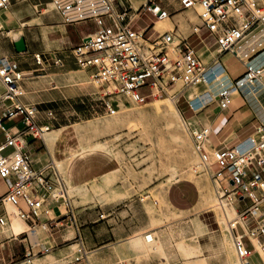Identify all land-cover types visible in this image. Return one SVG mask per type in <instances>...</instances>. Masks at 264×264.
Segmentation results:
<instances>
[{
	"label": "built area",
	"instance_id": "1",
	"mask_svg": "<svg viewBox=\"0 0 264 264\" xmlns=\"http://www.w3.org/2000/svg\"><path fill=\"white\" fill-rule=\"evenodd\" d=\"M81 2L50 0L52 9L66 21H71L67 13L81 6ZM102 2L106 10L90 16L96 20V31L73 49V55L80 67L92 68V78L105 87L103 95L115 94L123 101L135 103L165 95L177 85L185 88L214 82L227 72L219 55L228 52L238 57L241 43L264 26V5H258V0H179L182 10L197 12L195 5L200 6L197 13L200 22L193 25V34L200 42H205L206 37L201 35L205 32L218 50L212 64H208L197 53L189 36L181 38L173 31L160 32L153 25L135 28L137 14L125 20L126 12L133 10L131 5L126 6L122 0ZM9 4L10 0H0V10H6ZM115 6L122 10L120 14L116 13ZM133 12H148L156 20L170 16L157 0H146L142 8ZM103 16L110 22L104 24ZM34 59L41 64L40 54H35ZM261 74L262 67L254 69L246 65L245 71L232 81V86H221L216 95L210 91L196 95L194 101L188 102L189 108L196 113L216 101L220 109H227L232 88L240 90L244 83L260 79ZM25 76L15 59L0 56V134L4 137L0 141V180L5 186L0 191V231L14 221L35 225L42 218L45 226L66 225L72 229L80 255L64 264H78L79 261L89 264L82 225L73 209L63 169L51 155L38 161L27 149V137L44 140V135L53 128L54 115L48 110L45 118H41L36 104L21 101L25 94L22 86ZM141 88H146L147 92L142 93ZM104 105L110 115L115 113L109 101H104ZM4 121H11V127ZM184 123L199 159L194 166L195 172L211 175L217 184L219 198L231 203L250 201L237 214L231 229L240 227L242 230L234 234L238 263L252 264L253 251L244 246L243 239L255 247L252 239L264 236V129L261 128L259 138L248 137L231 147L211 148L207 141L208 127L192 126L187 120ZM55 206L59 208L57 215L53 212ZM51 222L54 223L51 225ZM31 256L27 254L10 264H34ZM0 264H4L1 257Z\"/></svg>",
	"mask_w": 264,
	"mask_h": 264
},
{
	"label": "rangeland",
	"instance_id": "2",
	"mask_svg": "<svg viewBox=\"0 0 264 264\" xmlns=\"http://www.w3.org/2000/svg\"><path fill=\"white\" fill-rule=\"evenodd\" d=\"M13 1H16L18 5L26 4V1ZM13 1L11 0V3ZM145 1L122 0L126 6L131 5L136 9L142 8ZM157 2L170 13L168 21L166 20L163 25H156L160 32L169 27L168 31H173L181 38H185L191 33L193 25L200 22L193 9H180L179 0H157ZM195 7L197 12H200V6L197 4ZM51 8L52 5H49V9ZM103 20L104 24L108 23L106 17ZM152 20L153 16L150 13H141L135 28L149 24ZM23 22L26 24L21 26ZM31 23L32 20L28 22L24 18L18 23L9 25L10 27L6 30H1L4 32L0 34V50L12 47L13 34L6 33L8 30H21L20 37L31 38L32 27L28 26ZM33 35L34 38L37 37V34L33 33ZM204 41L210 46V51H213L212 39L208 37ZM192 44L199 49L203 42L197 39ZM202 57L207 62L205 57ZM237 60L240 61V58ZM242 69H244L243 66H240V72ZM42 73L43 71H35L27 75ZM262 77L263 73L260 78ZM39 79L43 78L32 77L31 80ZM87 83L93 87L88 94L74 98L67 97L62 101L47 102L37 105V108L41 118H45L46 110L52 111L53 128L63 129L62 138H65L68 146L74 149L81 146V151L100 149L117 160V170L114 175H105L86 185L68 188L75 213L81 220L83 228L88 227L82 232L86 246H91V248H85L88 263L97 264L95 248L101 238L96 236L94 220L106 217L104 215L107 213H120L123 215V217L119 216L120 218L130 219L136 225L144 224L146 227L139 228L138 232L114 243V245L118 244L119 247H123V252L119 253V260L116 264H188L193 256H195L194 259L204 260L206 264H239L230 226L237 212L227 200L219 198L216 193L217 184L210 174L196 173L194 170L199 159L193 149L184 123L185 119L180 113L185 106L183 100L175 102L177 108L170 98L166 97V94L157 97L158 99L148 98L144 103L135 104L123 101L115 94L103 95L105 87L99 85L92 77H89ZM45 86L49 90V84ZM141 91L146 93L147 89L141 88ZM235 95L237 93L232 94V97ZM232 97L229 106L233 104ZM104 101L112 104L115 109L114 114L110 115L106 111ZM188 114L189 112L186 113ZM258 127L262 128L264 125ZM50 131H56V134H59V130ZM253 137L259 138V134ZM0 140H2L1 136ZM179 179L192 180L200 191L199 202L186 213L176 212L165 198L167 188ZM221 200L227 207L223 208L220 205ZM245 202L249 203V200ZM8 209L10 210L11 207ZM193 213L194 215L191 216ZM101 215H103L102 218ZM193 216L195 217L192 218ZM177 222L179 223L176 225ZM159 225L162 227L159 228ZM50 229L49 233H54V236L68 230L65 228V230L55 232L57 231L55 227H50ZM39 230L44 231L45 229L42 227ZM8 231V228L3 230L6 234L9 233ZM71 231L72 229H70V234L65 235L63 242H58L57 239L58 245L54 248L66 249V246L76 243ZM235 232L240 233L242 230L238 227ZM148 233L153 236L151 242H146L143 238ZM136 235H139L143 241L142 248L138 246L134 248L131 244L133 243L131 238ZM40 236L41 240L47 241L46 234ZM10 242L13 255L14 252L24 251L18 240ZM45 243L49 245V242ZM243 243L246 248H251L246 238L243 239ZM193 246L199 247V253L185 255V248L196 250ZM16 249L19 251H14ZM70 249L71 255L60 263L64 264L80 255V252H77L79 246ZM90 250L93 251L88 252ZM4 254L7 255L6 249L0 248V255ZM202 260L201 262L205 264ZM34 263H37L36 260ZM78 264H82V261Z\"/></svg>",
	"mask_w": 264,
	"mask_h": 264
},
{
	"label": "crops",
	"instance_id": "3",
	"mask_svg": "<svg viewBox=\"0 0 264 264\" xmlns=\"http://www.w3.org/2000/svg\"><path fill=\"white\" fill-rule=\"evenodd\" d=\"M21 1H26V4L18 5L16 1L11 3L10 0L8 8L6 10H0L1 35L4 32L1 30H6L12 24L18 23V21L24 18H26L28 22L32 20V23L28 25L29 27H32V37L24 38L26 50L17 52L14 47L13 41H16L20 38L21 30H8L6 33L13 34L12 47L11 49L0 50V56L7 55L12 57L18 63L19 69L26 73V76L22 80V86L24 88L25 94L22 96L21 101L27 104L40 105L47 102L66 100L67 97L74 98L75 96L78 97L88 94L89 91L93 89L92 86L87 85L89 84L87 83L89 77H92L93 70L92 68H82L76 63L73 55V49L85 38H87L89 35H92L96 31L97 24L95 18L77 17L74 20L66 21L63 15H61L59 12L53 10L52 8L49 9V5H51L50 0ZM258 2H261V5H264V0H258ZM131 7L133 10H136V8L133 6ZM85 10L89 9L81 10L79 16H82L81 13ZM94 10L95 12H100L102 8L97 6ZM133 10L126 12L125 20H127V17H132L134 14H137L140 19V12L135 13ZM115 11L116 13L120 14L122 10L118 8V6H115ZM104 17L106 16L101 17V19L103 20ZM139 19L135 21L134 26L139 21ZM167 19H169V17L156 21V18L153 17V20L149 24L139 28H144L147 26L150 27L153 25L154 28L157 29L156 25H163ZM109 22L110 21L108 20V23ZM24 24H26V22L21 23V26ZM166 29H169V27ZM33 33L37 34V37L34 38ZM204 33L205 32H202L201 35ZM188 36L192 43L198 39L197 36L193 34V30ZM204 36L206 38L209 37L206 36V34ZM259 38L260 40L253 45V42ZM252 39L253 41H251ZM211 45H214L213 41ZM248 45L250 46L249 48ZM196 50L198 54L201 51L202 55L199 54L200 57L203 59L202 56H204L207 62H205L204 59L203 61L208 64H212L216 58V52L218 51L216 45H214V50L210 51V46L207 45L206 41L203 42L201 48ZM243 50L244 54L240 57V61L237 60L239 57H235L228 52L221 53L219 55L220 60L227 70L226 75L228 76L227 79L230 84H228V82L226 84L232 86V81L245 71L246 65H249L254 69L262 67L263 77L257 81L245 83L240 90L234 89L232 92L233 94L237 93V95H235V97H232L231 95L233 98L232 106H229L227 109H220L217 102L215 101L198 110L196 113L189 108L188 102L193 99L194 96L202 94L205 91H210L208 85L211 83H200L185 88L181 87V91L176 98V103H178L181 99L183 100V103H185V106L183 107L184 110L181 109L182 112L180 113L190 125L196 127L203 125L209 128L210 132L207 141L211 148H221L224 146L231 147L248 137H253V135L256 134H259L260 136L262 133L261 127L259 128L258 126L264 125V27H260L258 30H255L246 39V41L241 43L237 51ZM35 54H40L42 56L40 65L35 62ZM240 66H243L244 68L241 72ZM237 70L239 71L236 72ZM35 71H43V73L33 76L27 75L30 72L32 73ZM232 72L237 74L233 75ZM32 77H42L43 79L31 80ZM45 84H49V90L46 89L47 87ZM190 88L193 89L187 93L188 89ZM219 90L220 87H217V89H214L210 92L213 95H216ZM193 92L194 96L189 99L186 94L190 95L193 94ZM188 112L189 114L186 115ZM4 123L9 128L11 127V121H4ZM262 129H264V127H262ZM51 130H59L58 138L54 140L52 147L47 145V143L44 141L45 138L42 141L27 137V149L38 161L45 159L48 154L51 155V157H53L59 163L61 169H63V172L67 178L68 188L86 185L94 180L101 179V177L105 175L115 174L117 170V160L109 155V153L107 154L106 151V153H104L100 149H85L81 151V146H79L77 149H74L67 145L65 138H62V128H52ZM0 136L2 137V140L0 141H3L4 137L1 134ZM69 158H71L70 161ZM63 167H65V169ZM4 188L5 186L0 180V191H3ZM70 197L72 198V196ZM165 198L176 212L186 213L193 209L199 202L200 191L197 184L192 180L179 179L174 181L167 188ZM249 203L245 201H234L232 203V207L233 210L238 214L244 210ZM58 211V207H53V212L55 215L58 214ZM192 215H194V213L191 214V216ZM102 216L103 215H101V218ZM104 216L106 217H103L102 219L97 218L94 220L96 223V236L101 237L95 248V261L97 264H116L119 260V253L121 251L123 252V247H119L118 244L114 245V243L116 244V241L125 239L128 235L138 232L139 228H144L146 225H136L130 219L120 218L119 216L123 217V215H120V213H107ZM194 217L195 216L192 218ZM197 217L199 218V215H197ZM79 221L82 225L80 219ZM53 223L54 222H51V225ZM178 223L179 222H177L176 225ZM14 227L20 228V232L18 234H13L11 232V228ZM42 227L45 229L44 233L46 234L47 241L41 240L42 238L39 234V229ZM47 227L49 226L44 225V218H42L35 225L14 221L9 226L4 227L0 232V248L6 249L7 255H0L2 262L4 264L13 263L29 254L27 252H31L36 255L34 259L37 262L36 264H62L60 262L63 259H67V257L71 255L70 253L72 251L70 248L78 245L76 243H72L71 245L66 246V249L59 247L54 248L58 245V242H63L65 240L64 237L65 235L67 236L70 234L71 228L66 226L65 228L68 229L66 232L54 236V233H49L51 230L50 227L49 230ZM158 227L161 228L162 226L159 225ZM7 228L9 229V233L6 234L3 232V230ZM55 228L57 230L55 232H60L63 229L65 230V228ZM86 228L88 227L83 228L82 225L81 231L83 232V229ZM235 230L236 229H231L233 236L235 233H237ZM10 235H14L15 237L7 238ZM12 240H18L22 244L24 251L22 252L16 249L14 251L19 252H14V256L12 254L10 245V241ZM132 240L133 243L131 244L134 248H137V245H135L134 242H143L139 235L132 237L131 242ZM252 240L255 247L251 245V248H249L253 251L251 261L252 264H260L262 261H264V236L259 237L258 240L256 238H253ZM45 242H49V245H47ZM86 247L91 248L90 245L86 246L85 243V248ZM193 247L196 249L198 254L199 247ZM46 248L47 250H45ZM92 251L93 250H90L88 252ZM193 257L191 258L193 260H202L199 258L194 259ZM204 263L206 264L205 261Z\"/></svg>",
	"mask_w": 264,
	"mask_h": 264
},
{
	"label": "bare ground",
	"instance_id": "4",
	"mask_svg": "<svg viewBox=\"0 0 264 264\" xmlns=\"http://www.w3.org/2000/svg\"><path fill=\"white\" fill-rule=\"evenodd\" d=\"M197 5V4H196ZM195 5V6H196ZM101 7L102 8V10L100 11V12H95V7ZM83 9H89V10H85V11H83L81 14H82V16H79V13H80V11L81 10H83ZM78 10V11H77ZM100 10V9H99ZM106 10V8H105V6H104V3L102 2V0H82V2H81V6H79V7H76L75 9H73L72 11H70L69 13H67V15L69 16V18L71 19V20H74L75 18H84V17H90V16H93V15H96V14H98V13H102V12H104ZM98 11V10H97ZM196 12V11H195ZM198 12H196V14H197ZM198 17V16H197ZM167 17H164V18H162V19H158V20H163V19H166ZM158 20H156V21H158ZM155 21V22H156ZM155 22H154V24H155ZM166 30H168V29H166ZM263 37V36H262ZM255 38V37H254ZM253 38V39H254ZM253 39L251 40V41H253ZM256 39V38H255ZM260 40V38L258 39V40H256V41H254L253 42V45L255 44V43H257L258 41ZM252 45V44H251ZM250 46L248 45V48H249ZM238 50V49H237ZM242 50V49H241ZM245 50H246V47H245ZM244 50L243 51H237V54H238V57L240 58L244 53ZM246 53V52H245ZM252 68V67H251ZM228 76L226 75V74H222V76H220V77H218L214 82H212L210 85H208L209 86V89H210V91H212V90H214V89H217V87H221V86H223V85H226V83L228 82ZM228 84H230L229 82H228ZM245 84V83H244ZM243 84V85H244ZM242 85V86H243ZM241 86V87H242ZM191 89H193V88H190V89H188V91H187V93H189L190 91H191ZM234 90V88H232V90H231V95L233 94V91ZM181 91V87L179 86V85H177V87H175L173 90H169V91H167V94H166V97H168V98H170V101L175 105V107H176V104H175V102H176V97H177V95L179 94V92ZM214 93V92H213ZM187 95V97L189 98V99H191L193 96H194V92H193V94H190V95H188V94H186ZM155 99H158L157 97L155 98ZM196 99V96H194V98L193 99H191L190 101H194ZM135 103V102H134ZM135 104H138V103H135ZM177 108V107H176ZM177 116V115H176ZM49 132V131H48ZM47 132V133H48ZM46 133V134H47ZM44 138H45V142L47 143V145H53V142H54V140H56V138H58V135L56 134V131H50L46 136L44 135ZM224 200H227V199H224ZM228 201V200H227ZM230 204H232L230 201H228ZM220 203V205L224 208V207H227V205H225L224 203H222V200L219 202ZM231 211V210H230ZM230 226H231V224H230ZM2 231V230H1ZM0 231V232H1ZM11 232L13 233V234H18L19 232H20V228L19 227H14V228H11ZM39 234L41 235V234H45L44 233V231H41V230H39ZM146 235H147V238H146ZM143 238H144V240L146 241V242H151L152 240H153V236H152V234H150V233H148V234H145L144 236H143ZM148 241H147V240ZM137 241V240H136ZM233 242H234V238H233ZM135 243V245H137L139 248H142V246H143V244H142V242H134ZM184 252H185V255H187V256H189L190 254H194V253H196V250H194V251H192L191 250V248H185L184 249ZM27 253H29V254H32V256H31V258H32V260H33V263H34V259H35V257H36V255L35 254H33V253H31V252H27ZM202 262H201V260H193V259H191V260H189L188 261V264H201ZM35 264V263H34ZM203 264V263H202Z\"/></svg>",
	"mask_w": 264,
	"mask_h": 264
},
{
	"label": "water",
	"instance_id": "5",
	"mask_svg": "<svg viewBox=\"0 0 264 264\" xmlns=\"http://www.w3.org/2000/svg\"><path fill=\"white\" fill-rule=\"evenodd\" d=\"M14 47L16 49L17 52H22L25 50V42H24V38L20 37L18 40L14 41Z\"/></svg>",
	"mask_w": 264,
	"mask_h": 264
}]
</instances>
